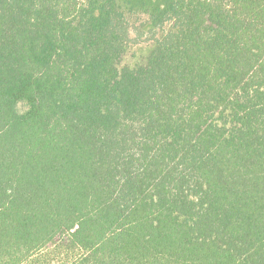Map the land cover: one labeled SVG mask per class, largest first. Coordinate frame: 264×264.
Returning a JSON list of instances; mask_svg holds the SVG:
<instances>
[{
  "label": "trees",
  "instance_id": "1",
  "mask_svg": "<svg viewBox=\"0 0 264 264\" xmlns=\"http://www.w3.org/2000/svg\"><path fill=\"white\" fill-rule=\"evenodd\" d=\"M0 264H264V0H0Z\"/></svg>",
  "mask_w": 264,
  "mask_h": 264
},
{
  "label": "rangeland",
  "instance_id": "2",
  "mask_svg": "<svg viewBox=\"0 0 264 264\" xmlns=\"http://www.w3.org/2000/svg\"><path fill=\"white\" fill-rule=\"evenodd\" d=\"M20 110L23 111L24 110V106L20 105Z\"/></svg>",
  "mask_w": 264,
  "mask_h": 264
}]
</instances>
